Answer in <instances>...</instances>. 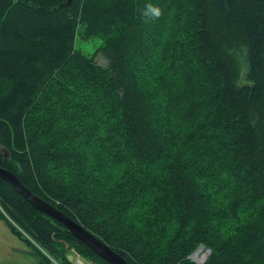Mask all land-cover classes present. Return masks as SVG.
<instances>
[{"label": "trees", "instance_id": "trees-1", "mask_svg": "<svg viewBox=\"0 0 264 264\" xmlns=\"http://www.w3.org/2000/svg\"><path fill=\"white\" fill-rule=\"evenodd\" d=\"M0 168L128 264H264V0H0ZM0 216L109 264L1 178Z\"/></svg>", "mask_w": 264, "mask_h": 264}, {"label": "rangeland", "instance_id": "rangeland-1", "mask_svg": "<svg viewBox=\"0 0 264 264\" xmlns=\"http://www.w3.org/2000/svg\"><path fill=\"white\" fill-rule=\"evenodd\" d=\"M99 45L100 41L77 42L78 48L89 55H92ZM97 61L104 64V60L99 56ZM244 71L245 65L243 64V73ZM241 82H244V76H242ZM54 240L62 241L66 247V240L59 234H56L53 238V242L55 243ZM32 253L33 250L29 245L24 240L14 235L9 225L0 216V264H37L38 259ZM205 254V251L201 248L195 253L193 258L199 262L200 258ZM64 255L69 264H92L88 258L76 250L67 249Z\"/></svg>", "mask_w": 264, "mask_h": 264}, {"label": "water", "instance_id": "water-1", "mask_svg": "<svg viewBox=\"0 0 264 264\" xmlns=\"http://www.w3.org/2000/svg\"><path fill=\"white\" fill-rule=\"evenodd\" d=\"M0 178L9 183L22 197V199L25 200L34 209L58 222L74 238L84 244L92 252L105 259L109 264H128L121 256L109 249L106 245H104L97 238H95L93 235L79 226L76 222L68 218L66 215L55 209L50 204L32 194L20 183V181L14 174L0 168ZM195 253L192 258L195 256ZM205 259L206 256L201 264L204 263Z\"/></svg>", "mask_w": 264, "mask_h": 264}, {"label": "clouds", "instance_id": "clouds-1", "mask_svg": "<svg viewBox=\"0 0 264 264\" xmlns=\"http://www.w3.org/2000/svg\"><path fill=\"white\" fill-rule=\"evenodd\" d=\"M162 15V9L152 3H146L144 7L140 10V16L146 24L158 20Z\"/></svg>", "mask_w": 264, "mask_h": 264}, {"label": "built area", "instance_id": "built-area-1", "mask_svg": "<svg viewBox=\"0 0 264 264\" xmlns=\"http://www.w3.org/2000/svg\"><path fill=\"white\" fill-rule=\"evenodd\" d=\"M205 256H206V254L205 255H203L201 258H200V260H199V264H201L202 262H203V260H204V258H205Z\"/></svg>", "mask_w": 264, "mask_h": 264}, {"label": "bare ground", "instance_id": "bare-ground-1", "mask_svg": "<svg viewBox=\"0 0 264 264\" xmlns=\"http://www.w3.org/2000/svg\"><path fill=\"white\" fill-rule=\"evenodd\" d=\"M183 10V9H182ZM168 14V13H167ZM188 80V79H187ZM197 82V81H196ZM195 100V99H194Z\"/></svg>", "mask_w": 264, "mask_h": 264}]
</instances>
